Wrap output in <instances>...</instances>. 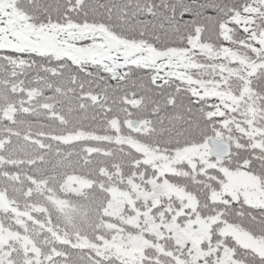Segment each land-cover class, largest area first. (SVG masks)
Instances as JSON below:
<instances>
[{"label":"snow or ice","instance_id":"1","mask_svg":"<svg viewBox=\"0 0 264 264\" xmlns=\"http://www.w3.org/2000/svg\"><path fill=\"white\" fill-rule=\"evenodd\" d=\"M0 264H264V0H0Z\"/></svg>","mask_w":264,"mask_h":264}]
</instances>
